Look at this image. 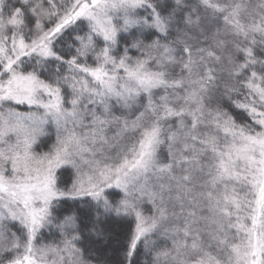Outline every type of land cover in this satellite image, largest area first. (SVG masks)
Instances as JSON below:
<instances>
[{"label":"snow or ice","instance_id":"1","mask_svg":"<svg viewBox=\"0 0 264 264\" xmlns=\"http://www.w3.org/2000/svg\"><path fill=\"white\" fill-rule=\"evenodd\" d=\"M0 264H264V0H0Z\"/></svg>","mask_w":264,"mask_h":264},{"label":"trees","instance_id":"2","mask_svg":"<svg viewBox=\"0 0 264 264\" xmlns=\"http://www.w3.org/2000/svg\"><path fill=\"white\" fill-rule=\"evenodd\" d=\"M110 227H111L112 231L120 234L121 238L123 237L124 232H126V230H127V226L119 227V226L112 225Z\"/></svg>","mask_w":264,"mask_h":264}]
</instances>
